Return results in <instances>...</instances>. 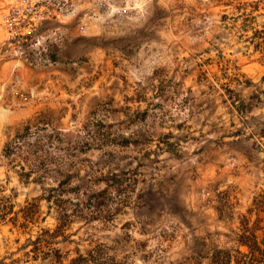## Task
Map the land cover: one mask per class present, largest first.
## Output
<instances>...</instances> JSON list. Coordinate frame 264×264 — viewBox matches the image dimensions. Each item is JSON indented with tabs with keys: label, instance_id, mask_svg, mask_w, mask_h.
I'll return each mask as SVG.
<instances>
[{
	"label": "rangeland",
	"instance_id": "374dc122",
	"mask_svg": "<svg viewBox=\"0 0 264 264\" xmlns=\"http://www.w3.org/2000/svg\"><path fill=\"white\" fill-rule=\"evenodd\" d=\"M99 1L107 7L87 0L20 48L0 0V196L13 205L0 264H53L26 255L57 225L48 189L100 190L111 172L130 204L70 224L55 245L71 251L64 264L98 243L130 264H207L206 252L239 247L244 215L255 227L264 217L253 205L264 194V0ZM27 131L49 175H23L24 155L7 153Z\"/></svg>",
	"mask_w": 264,
	"mask_h": 264
},
{
	"label": "trees",
	"instance_id": "16d2710c",
	"mask_svg": "<svg viewBox=\"0 0 264 264\" xmlns=\"http://www.w3.org/2000/svg\"><path fill=\"white\" fill-rule=\"evenodd\" d=\"M28 130V129H27ZM27 134L22 135L23 140L14 141L8 145L7 153L17 151L24 155L26 165H21L22 174L31 177L34 173L42 172L49 175L51 173L49 163L52 160L46 155L42 157L39 151L40 147H35L29 144L24 145ZM63 162L59 166H63ZM28 168V170H26ZM44 177V176H43ZM43 177H39L41 181ZM135 180V177L129 178ZM106 184V187L96 190V186L87 190H81L79 187H70L69 182L60 180L56 187L48 189V194L45 200L48 202L50 209H55L57 217V225L54 229H44L37 237L32 240L31 250L26 253L32 259H48L52 257L53 264H64L65 258H68L71 251L63 254L61 249L56 248L57 239L62 237L63 241H68L66 230L69 225L76 219L91 221L95 219H104L109 221L112 216L118 212L124 205H129V199L132 189H123L120 180V175L116 172H111L101 179ZM127 182V181H126ZM118 202L113 208L114 200ZM9 200L0 196V221H5L7 215L13 210V205L8 203ZM255 210H264V194L254 198ZM248 214H252L253 209H249ZM25 223L27 227L30 223L36 221L37 210L35 205L31 204L23 211ZM258 227L250 226V219L244 215L241 224V233L238 234L237 241L239 247L233 249H213L205 253L208 259L207 264H264V217L258 219ZM258 231L260 233L258 234ZM240 246H245L246 250L240 249ZM75 256L68 259L67 264H130L126 256L119 258L117 250L114 246L106 243H98L87 250L82 251L81 248L75 249ZM201 259V256H200ZM203 264V263H198Z\"/></svg>",
	"mask_w": 264,
	"mask_h": 264
},
{
	"label": "built area",
	"instance_id": "2783aa9c",
	"mask_svg": "<svg viewBox=\"0 0 264 264\" xmlns=\"http://www.w3.org/2000/svg\"><path fill=\"white\" fill-rule=\"evenodd\" d=\"M85 2L87 0H9L3 15L2 30L13 46L23 48L32 45L38 40L37 34L46 23L62 21ZM98 5L107 7L105 2L99 0ZM127 11V8L120 10L121 13ZM91 17L97 21L99 15L93 12Z\"/></svg>",
	"mask_w": 264,
	"mask_h": 264
},
{
	"label": "bare ground",
	"instance_id": "6f19581e",
	"mask_svg": "<svg viewBox=\"0 0 264 264\" xmlns=\"http://www.w3.org/2000/svg\"><path fill=\"white\" fill-rule=\"evenodd\" d=\"M111 7H112V4H110L109 6H108V9L110 8L111 9ZM100 18H102L103 16H99ZM99 18V19H100Z\"/></svg>",
	"mask_w": 264,
	"mask_h": 264
}]
</instances>
